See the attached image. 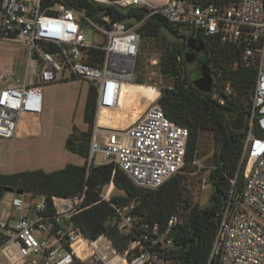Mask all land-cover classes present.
<instances>
[{
  "label": "built area",
  "instance_id": "1",
  "mask_svg": "<svg viewBox=\"0 0 264 264\" xmlns=\"http://www.w3.org/2000/svg\"><path fill=\"white\" fill-rule=\"evenodd\" d=\"M89 1L98 9H77L69 0H0V39L29 46L24 82L0 92V138L17 136L22 115H41L44 86L85 81L97 98L89 166L95 165L99 153L100 165L114 166L139 188L156 190L182 173L190 135L159 105L162 88L154 87L157 98L134 122L128 117L107 124L101 120L107 111L119 108L122 87L135 83L142 45L139 30L149 17L159 15L182 35L217 36L236 45L237 66L257 74L245 118L243 188H237V178L231 180L212 257L218 264H264V0ZM131 8L148 11L134 25L124 23L129 17L115 20L110 13ZM88 26L104 36V44L87 42ZM12 77L6 72L1 80L6 83ZM224 92L233 94L230 82ZM218 96L216 91L214 97ZM100 195L114 209L110 225L121 237L119 245L108 234L87 237L76 223L87 208L85 194L53 197L50 202L45 196L26 194L0 216V264H178L173 232L180 217L172 216L165 226L139 222L133 204L121 207Z\"/></svg>",
  "mask_w": 264,
  "mask_h": 264
},
{
  "label": "trees",
  "instance_id": "2",
  "mask_svg": "<svg viewBox=\"0 0 264 264\" xmlns=\"http://www.w3.org/2000/svg\"><path fill=\"white\" fill-rule=\"evenodd\" d=\"M77 9L94 11L98 7L89 0H69ZM146 8H131L126 13L111 9L115 20L135 17L142 20ZM164 25L180 36V30L159 15L151 16L139 30L142 39L162 40L165 48L161 54L159 67L164 76L171 79V85L162 89L159 105L166 116L173 122L187 128L190 132L187 146L186 165L182 173L177 174L156 190H147L135 186L120 170L112 165L92 164L89 166V152L92 140L97 98L95 90L90 87L86 104L84 121L89 125L87 132L73 133L66 141V149L84 159L81 166L67 165L64 169L47 173L43 170L25 171L11 175L0 174V203L11 189L13 193L45 196L50 202L53 197H75L85 194V207L76 219L84 234L97 238L108 234L117 245L121 237L110 225L114 209L110 203L102 201V189L111 183L124 193L114 196L111 202L124 207L133 204V214L139 222L160 223L165 226L172 216H178L181 224L173 232L176 251L173 258L178 264H218L212 257V249L219 226V216L232 190L231 180L237 178V188H243V169L240 163L244 153L246 128L234 131L229 116L248 115L251 106L253 83L256 70L237 66L240 49L231 43L221 41L217 36L198 35L196 40L204 46L203 63L207 64L214 78L215 90L202 93L194 85L193 74L184 55L186 45L181 42L170 43L161 33ZM191 38H193L191 36ZM101 57V53H98ZM200 78V63L195 64ZM230 82L234 94L224 92L225 84ZM135 83L142 84L141 79ZM217 91L219 96L214 97ZM143 87L125 84L119 108L120 112H136L140 108ZM221 101L224 103L222 104ZM257 134H261L258 127ZM211 133L214 139V153L208 176L212 186L209 204L204 208L193 205L184 193V172H191L196 165L198 146L204 133Z\"/></svg>",
  "mask_w": 264,
  "mask_h": 264
},
{
  "label": "rangeland",
  "instance_id": "3",
  "mask_svg": "<svg viewBox=\"0 0 264 264\" xmlns=\"http://www.w3.org/2000/svg\"><path fill=\"white\" fill-rule=\"evenodd\" d=\"M162 0H155L161 2ZM186 33V32H185ZM87 42L104 44V36L91 27H85ZM191 38L190 33H186ZM165 46L162 40L142 39L141 52L136 66V78L142 84L152 87L166 88L171 79L164 76L159 67L161 54ZM29 58V46L20 41L0 39V77L12 72L13 77L6 83L0 79V92L15 83L24 82ZM196 63L189 67L193 79L197 76ZM137 84V83H133ZM90 85L85 81L70 79L65 82L46 85L43 88V110L39 117L22 115L17 129V136L11 139L0 138V174L43 170L47 173L64 169L67 165L81 166L84 159L66 149V141L73 133L87 132L89 125L84 121V111ZM144 93V92H143ZM234 94V92H233ZM146 101L142 100V104ZM147 105V104H146ZM134 122L137 117H128ZM215 147L211 133H204L198 146L197 165L191 172H184V193L193 205L204 208L209 204L212 186L209 183L211 160ZM102 162L101 154H97L95 165ZM105 197L123 196L113 183L106 185L102 191ZM16 194V193H14ZM16 198L23 195L16 194ZM28 195V194H27ZM8 193L5 197L11 198ZM29 196H26L28 199ZM41 201V199H38Z\"/></svg>",
  "mask_w": 264,
  "mask_h": 264
},
{
  "label": "water",
  "instance_id": "4",
  "mask_svg": "<svg viewBox=\"0 0 264 264\" xmlns=\"http://www.w3.org/2000/svg\"><path fill=\"white\" fill-rule=\"evenodd\" d=\"M93 5H96L93 3ZM125 24H131L134 25L138 23V19L129 17L124 20ZM161 33L166 37V39L170 43H186L187 48L193 50L196 49L197 51L204 50V46L202 43H199L196 39L180 36L179 34L175 33L173 30H171L168 25H164L161 28ZM197 47V48H196ZM185 61L188 65H192L196 63V55L192 52H187L184 55ZM200 78L193 82L194 87L199 90L202 93H211L214 87V78L211 73L210 67L205 63H200ZM245 113H240L236 118L229 116V119L231 120V128L234 131H242L245 127ZM7 193H13L11 189H8L6 191ZM16 194L23 195V191H17Z\"/></svg>",
  "mask_w": 264,
  "mask_h": 264
},
{
  "label": "bare ground",
  "instance_id": "5",
  "mask_svg": "<svg viewBox=\"0 0 264 264\" xmlns=\"http://www.w3.org/2000/svg\"><path fill=\"white\" fill-rule=\"evenodd\" d=\"M136 86H141L143 87V95L141 96V102H140V108L136 112H132L130 110H126V112H120L119 113V108L116 111H107L101 118L103 124H107L111 121L119 120L124 117H137V119L144 113L145 109L147 108L150 100H154L158 96L157 90L152 87V86H146V85H138V84H132ZM124 87V86H123ZM123 87H122V92H121V97H120V103H121V98H122V93H123ZM142 100H145L146 103L142 104ZM147 104V105H146ZM117 122V121H116Z\"/></svg>",
  "mask_w": 264,
  "mask_h": 264
},
{
  "label": "crops",
  "instance_id": "6",
  "mask_svg": "<svg viewBox=\"0 0 264 264\" xmlns=\"http://www.w3.org/2000/svg\"><path fill=\"white\" fill-rule=\"evenodd\" d=\"M0 79H1V77H0ZM8 194V193H7ZM10 194H12V195H14V196H12L11 198H9V197H4V199L2 200V202L0 203V216L2 215V213L4 212V211H7V212H10V211H12V208H11V203H12V201L16 198V194H14V193H10Z\"/></svg>",
  "mask_w": 264,
  "mask_h": 264
},
{
  "label": "flooded vegetation",
  "instance_id": "7",
  "mask_svg": "<svg viewBox=\"0 0 264 264\" xmlns=\"http://www.w3.org/2000/svg\"><path fill=\"white\" fill-rule=\"evenodd\" d=\"M187 39H189V38H187ZM184 44L186 45V43H184ZM189 51L192 52V53H195V55H196V64L203 63L202 55H203L204 50H200V51H197L196 49L191 50V49L187 48V45H186L185 53H187Z\"/></svg>",
  "mask_w": 264,
  "mask_h": 264
}]
</instances>
